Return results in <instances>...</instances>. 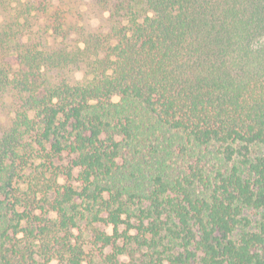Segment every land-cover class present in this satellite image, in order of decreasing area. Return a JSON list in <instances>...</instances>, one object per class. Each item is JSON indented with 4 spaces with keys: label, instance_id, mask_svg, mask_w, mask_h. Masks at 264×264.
I'll list each match as a JSON object with an SVG mask.
<instances>
[{
    "label": "trees",
    "instance_id": "trees-1",
    "mask_svg": "<svg viewBox=\"0 0 264 264\" xmlns=\"http://www.w3.org/2000/svg\"><path fill=\"white\" fill-rule=\"evenodd\" d=\"M63 1L0 0V264H264V0Z\"/></svg>",
    "mask_w": 264,
    "mask_h": 264
},
{
    "label": "rangeland",
    "instance_id": "rangeland-1",
    "mask_svg": "<svg viewBox=\"0 0 264 264\" xmlns=\"http://www.w3.org/2000/svg\"><path fill=\"white\" fill-rule=\"evenodd\" d=\"M65 8L70 10L71 7H74L76 14L78 15V21L81 26H85L90 31L96 30H106L107 29V16L108 14H101L97 11V8L94 6L92 0H64ZM73 4V5H72ZM84 74L82 71H78L73 75V81L83 80ZM114 101H119V98H114ZM60 182L63 183V178L60 179ZM52 217L54 215L51 214ZM108 231L111 233V228H108ZM125 260V258H123ZM55 264H59L57 261H54ZM53 264V262L51 263Z\"/></svg>",
    "mask_w": 264,
    "mask_h": 264
},
{
    "label": "clouds",
    "instance_id": "clouds-1",
    "mask_svg": "<svg viewBox=\"0 0 264 264\" xmlns=\"http://www.w3.org/2000/svg\"><path fill=\"white\" fill-rule=\"evenodd\" d=\"M53 264H55V262H53Z\"/></svg>",
    "mask_w": 264,
    "mask_h": 264
}]
</instances>
